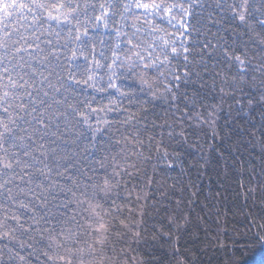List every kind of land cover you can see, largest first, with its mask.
I'll return each instance as SVG.
<instances>
[{
  "label": "trees",
  "instance_id": "obj_1",
  "mask_svg": "<svg viewBox=\"0 0 264 264\" xmlns=\"http://www.w3.org/2000/svg\"><path fill=\"white\" fill-rule=\"evenodd\" d=\"M21 2L31 3V0ZM44 2L65 4L67 7L61 11L69 12L72 17L79 14L81 33L87 28V35L82 36V40L86 41L89 59L95 47V56L102 59L100 53L103 52L108 57L104 63H110L115 44L122 42L121 49H127L129 37L134 45L140 46L134 50L144 51L145 55L152 44L157 48H166L170 57L173 42L176 45L182 42L189 49L187 54L183 47L178 49V58L162 69L163 76L159 72L147 76L151 91L148 86L142 89L137 75L126 72L118 83L125 90H135L139 99L133 104L123 99L122 104L136 114L138 122L126 125L123 120L128 112L123 115L108 112L111 117L109 124H99L101 132L95 133V139L93 132L98 126L96 114H92L90 130L83 124L78 112L72 111V106L79 111L91 112L92 107L99 110L109 103L108 92L114 90L97 92L84 88L80 94H64L49 87L48 81L35 90L28 89L49 124L45 129L49 135L39 141L44 144V154L33 151L32 155L40 157V160L35 162V168L25 169V173H33L37 183L50 185L48 202L44 207L33 201L41 214L51 210L60 221L57 224L52 220L46 226L56 227L58 232L62 228L75 232L77 221L84 223L80 218L81 208L76 204L77 199H83L80 195L84 190L81 181L86 179L87 174H99L97 178L102 182L107 175L121 181V184L107 199L103 193L99 194L100 202L112 211L115 218L113 231L109 234V247L102 254L103 264H133V260L135 264H181L180 257L184 258V264H264V245L256 238L257 230L264 224V146L260 144L256 131L260 128V133L264 134V0H184L186 8L191 5V15L184 17L185 22L191 25L186 35H182L184 29L179 28L182 13L172 22L175 28L168 23V15L163 14L149 24L143 16L137 18L124 12V5L129 0ZM157 2L171 3L173 0ZM101 4L107 10L106 16ZM132 11L139 13L134 3ZM42 15L46 17L47 10ZM98 15L102 16L101 21L96 20ZM122 15L127 19H123ZM104 20H107V27ZM52 25L55 26V21ZM75 25V20L73 25H63L64 31L57 40L54 34L49 35L48 24H44L37 34L43 33L41 40H50L51 44L44 43L41 47L56 52L63 63L64 54L71 55L68 49L61 47L63 37L69 27L73 28L75 35ZM13 26L19 27L14 21L0 32V39L8 41L6 32H12ZM118 28L122 32L119 38L115 33ZM20 30L23 31V28ZM13 39L17 43L7 42V54L5 49L0 48V74L5 76V84L8 73L3 72L4 67L12 71L14 79H18L17 72L31 75L27 65L23 69L19 67L23 63L19 54L12 53L23 41L15 33ZM165 40L169 41L168 45L164 44ZM185 55L188 56L187 61ZM25 59L28 57L25 56ZM49 61L57 63L52 56H49ZM32 63L33 67H40L35 61ZM41 70L48 76L49 70ZM107 72L105 67L100 73L104 76L101 81L104 87L107 85ZM177 75L181 77L179 81L175 79ZM32 79L39 84V75ZM48 80L58 86L55 72L48 76ZM17 91L23 92L22 89ZM27 99L25 96L24 103ZM41 100L43 104L39 103ZM86 100L90 102V107H85ZM12 111L24 115L19 108ZM210 111L212 116H209ZM100 115L103 116L104 112ZM6 117L7 113L0 111V118ZM201 117L205 123L201 122ZM25 119L31 120V116H25ZM213 119L217 120L215 126L207 123ZM17 123L27 129V132L17 129V136L38 138L39 132L34 129L40 128V125L30 126L19 120ZM216 129L219 136L214 138L211 132ZM169 131L171 135H168ZM16 143L17 147L11 148L10 152L22 155L20 141ZM25 143L32 144V141L25 140ZM158 145L162 146L158 148ZM5 147L10 145L6 143ZM165 149L168 150L169 161L180 163V167L167 168L169 161H164ZM3 155L0 151V156ZM159 163L164 168L158 170ZM0 171L10 173L12 170L0 165ZM14 171L13 184L22 183L20 168L14 167ZM57 172L62 175H57ZM46 176L51 179H45ZM7 178L0 177V183ZM24 178L27 179V175ZM149 178H152L150 192ZM13 184L5 185V188H12ZM134 186L140 189L138 193L133 190ZM3 191L0 189V192ZM129 192H132L131 197ZM4 194L7 195L6 192ZM137 195L140 200L136 199ZM177 198L180 204L176 203ZM113 200L121 211L115 212L111 207ZM141 211L144 213L142 219ZM185 214H188L187 227L179 228L178 224L185 220ZM0 218H3L2 212ZM121 220L127 227L121 224ZM129 228L139 231V237ZM177 237L179 253L175 251ZM24 238L27 240V236ZM82 240L84 243L77 247L85 248L84 264H100V257L87 255L90 238L84 236ZM12 247L17 246L13 244ZM4 251L7 261L8 253L6 249Z\"/></svg>",
  "mask_w": 264,
  "mask_h": 264
},
{
  "label": "snow or ice",
  "instance_id": "obj_2",
  "mask_svg": "<svg viewBox=\"0 0 264 264\" xmlns=\"http://www.w3.org/2000/svg\"><path fill=\"white\" fill-rule=\"evenodd\" d=\"M133 3L135 9L139 10V13L133 12ZM67 7L65 4H49L44 2V0H31V3H23L21 0H0V32L7 29L9 25H12L15 21L19 27H12V32H6L8 41L0 39V48L5 49V54L8 52L7 42L12 44L17 43L13 39V33L19 37V40L23 41L19 47L12 50L13 55L19 54V60L23 63L19 64V67L23 69L26 65L31 69V75L27 72H17L16 76L18 79L13 78V73L8 67L3 68V72L8 73L7 83H3L5 76L0 74V90H2V95H0V111L7 113L6 118H0V151H3L4 155L0 156V165L5 169L12 170L10 173H5L0 171V177H8L3 183H0V189H4L0 192V212H2L3 218H0V264H84L85 260V248L77 247L78 244L84 243L82 237L87 236L90 238V242L87 245V255L92 258L100 257V264H103L102 254L106 252L110 244V233L113 231L115 218L112 217V211L105 207L104 204L100 202L99 194L103 193L104 197L107 199L109 194L113 192L114 189L118 190L121 181H117L112 176L105 175L103 181L101 182L97 175L87 174L86 179L81 181L84 186L83 192L80 194L83 199H77L76 204L81 208L80 218L84 223H79L77 221V230L73 232L72 229H61L59 232L56 227H47L46 225L55 220L57 224L60 223L59 219L51 210H47L44 214H41L37 210L33 201L36 200L40 203L41 207H44L48 202V195L50 192V185L46 186L41 183H37L31 171L25 173V169H33L36 167L37 161L40 157L32 155L33 151H40L41 155L44 154V144L39 143V141L44 140V138L49 135L48 131H45L49 127V124L45 121L44 111L40 110L37 105V100L32 97V93L28 89H34L42 86L45 81H48V86L54 88L58 93L64 94H80L83 92L84 88H91L97 92L108 91L109 89L114 91H109V103L99 110L96 107L91 108V112L79 111L76 106H72L73 112H78V114L83 118V124L87 125L90 130H92V125L90 123L92 119V114L95 113V118L97 122V127L93 132V138L95 139V133L101 132L99 127L100 123L109 124L111 117L107 115L108 112H119L121 115L128 112V115L124 117L123 123L128 125L133 121L138 122L136 114L134 112L125 109L122 104L123 99H127L129 104L135 103L139 97H137L135 90H125L122 84L118 83L124 76V74L130 73L137 75V78L141 80L142 89L144 86H148L151 91V85L147 80V76L152 72H159L161 76L164 75L162 69L169 65L173 59L178 58L180 47H183L185 54L188 53V47L184 46L181 42L180 45H176L174 42L171 46L172 56L168 55L166 48H157L155 44L149 46L145 55L144 51L134 50L139 49L140 46L134 45L131 37L127 40L129 47L127 49H121V43L117 42L112 49L111 62L105 64L108 57L105 53L101 52L98 59L95 56V47H93L92 58L89 59L87 53L86 41L82 40V36L87 35V28H85L84 33L80 31L79 14L75 17L70 16L69 12L61 11ZM102 9L105 6L101 4ZM178 9L179 12H174ZM47 10V16H43L42 13ZM53 10L55 14H53ZM75 12V9L71 10ZM124 12L128 13L130 16H143L145 21L152 24V21L157 17L163 15H168V23L172 25L173 28L176 27L172 22L177 19L179 13L183 15L180 16L179 28L184 29L182 35H186L191 27L190 23H186L184 20L185 16L191 15V5L189 7L184 6V0L182 2L171 3H158L157 0H129L128 3L124 5ZM29 14H31V22L29 23ZM116 14L115 12L113 13ZM104 16L107 15V10L105 9ZM123 19L127 17L122 15ZM243 19V17H241ZM73 20L76 21L75 35H73V28L69 27L67 30V35L63 37L64 43L61 46L64 49H68L71 55L65 53V60L63 63L60 62L61 57L48 49L42 48L41 44L47 43L51 44L50 40H41V35L43 33L37 34L40 28L44 24H48L49 35H55L57 40L61 38V33L64 31L63 25H73ZM97 21L102 20V16H96ZM55 21V26L53 27L52 22ZM104 25L107 27V20H104ZM126 26V25H125ZM153 25V29H155ZM23 28V31L20 29ZM139 31V29H137ZM30 33V35H29ZM117 38L122 35L121 30L118 28L115 30ZM126 35V34H125ZM169 41L165 40L164 44L168 45ZM31 49V51H29ZM25 56L28 59H25ZM49 56H52L57 63L53 64L49 61ZM82 58V61H81ZM185 61L188 60V56H184ZM239 59V57H237ZM33 61L36 65L40 67H33ZM159 61V63H157ZM2 64V60H0ZM108 69L107 72V85L104 87L101 84L104 76L101 70L104 68ZM44 70L48 71V76L55 72L58 86L53 85L48 76L44 75ZM143 73V75H140ZM39 75V84L37 81L32 79V77ZM188 73L185 70V77ZM175 79L179 81L180 76H175ZM31 81V82H30ZM186 82V81H185ZM84 86V87H82ZM22 89L23 92L17 91ZM171 91V89H168ZM45 96L48 95L47 92L44 93ZM25 96L28 97L27 103H24ZM114 97V99H113ZM153 98H155V93H153ZM67 99V95H65ZM95 100V97H92ZM175 97L173 96V100ZM19 102V103H17ZM43 104L44 101H39ZM59 103V101H57ZM239 103V101H237ZM251 103V101H249ZM50 107V105H49ZM85 107H90V102L85 101ZM14 108H19L24 115H19L12 111ZM30 109V110H29ZM146 112V108L144 109ZM100 112H104L101 116ZM187 112V109H186ZM35 113V115H33ZM213 113L210 111L209 116ZM245 116L248 113H244ZM25 116H31V120H26ZM67 119V117H65ZM23 124H28L30 126L34 124L40 125V128L34 129L39 132L38 138H34L31 135L28 136H17L16 130L27 132L26 128H21V125L17 121ZM201 122L203 118L201 117ZM213 126L217 124V120L213 119L208 121ZM218 129V128H217ZM211 132L214 138L219 136L218 130ZM256 131L259 133L260 144L264 146V134L260 133V128ZM171 131L168 135H171ZM183 135L181 133H178ZM17 140L20 141L19 147L23 150V154L20 152H10L11 148L17 147ZM25 140H31L32 144L25 143ZM186 141V139H185ZM151 142V140L149 141ZM9 144L10 147L6 148L5 144ZM38 145V147H37ZM162 145H158V148ZM222 155V153H221ZM27 157L28 159H25ZM31 161V162H30ZM164 161H169L168 150L164 151ZM182 163V162H181ZM168 169H175L180 167V163L174 161H169L166 164ZM14 167L20 168V180L22 183L13 184V177L16 175ZM134 168L135 165L133 164ZM164 168V165L159 163L158 170ZM126 171V170H125ZM119 174V173H115ZM27 175V179L24 176ZM57 175H62V173L57 172ZM45 179L50 180V176H46ZM125 186L127 182H123ZM152 178L148 180V191H151ZM13 184L12 188H5V185ZM16 189V192H13ZM135 192H139L140 189L134 186ZM182 191V189H181ZM254 191V190H250ZM7 193V195L4 194ZM118 194V193H117ZM75 195V193H74ZM132 192L128 193L131 197ZM195 195V193H193ZM137 200H140L139 195L136 196ZM145 204H147V198L144 199ZM177 204L181 201L177 198ZM191 203V201H189ZM86 205V206H85ZM67 207V205H62ZM112 208L116 211H121V207L118 206L115 200L112 201ZM130 206V211H131ZM30 213V215H27ZM87 213V215H83ZM140 217H143V211L140 213ZM111 217V220H109ZM75 220V217H73ZM188 220V214H185V220L180 221L178 224L179 228H186V221ZM13 221L14 223H10ZM29 221L31 223H29ZM121 224L124 225V221L121 220ZM127 227V225H124ZM20 229V232H17ZM129 231L138 238L139 231L129 228ZM207 235V232L205 233ZM27 236V240L24 238ZM38 237V238H37ZM256 238L259 240L261 245H264V224H261L260 228L257 230ZM28 241H31L30 243ZM137 242H139L137 240ZM15 244L17 247L13 248L12 245ZM97 246L99 248L97 249ZM114 247V245H113ZM7 250V261H5V251ZM175 251L179 253V237L176 238ZM181 264H184V258L180 257ZM135 264V260H133Z\"/></svg>",
  "mask_w": 264,
  "mask_h": 264
}]
</instances>
